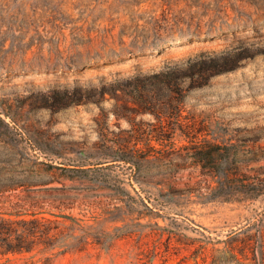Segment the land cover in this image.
Returning <instances> with one entry per match:
<instances>
[{"label": "rangeland", "instance_id": "rangeland-1", "mask_svg": "<svg viewBox=\"0 0 264 264\" xmlns=\"http://www.w3.org/2000/svg\"><path fill=\"white\" fill-rule=\"evenodd\" d=\"M1 217L0 264H264V0H0Z\"/></svg>", "mask_w": 264, "mask_h": 264}, {"label": "trees", "instance_id": "trees-1", "mask_svg": "<svg viewBox=\"0 0 264 264\" xmlns=\"http://www.w3.org/2000/svg\"><path fill=\"white\" fill-rule=\"evenodd\" d=\"M198 56L200 60L204 62V65L198 69L199 77H207L212 74L233 68L230 63V61H233V60H224L223 62L215 63L214 57L212 55L201 53ZM22 220L26 222H33V223L34 222L37 223L39 221L37 218L30 219V220H25V219H22ZM13 223H14V220L11 218H5V217L0 218V235L2 236V239H0V252L1 253H7L9 251H17V250L22 251L26 247L24 233L18 234L19 238L16 240H13L10 238L12 231L17 229ZM35 232H36L35 227H29L26 230V233L28 234L30 233L33 234Z\"/></svg>", "mask_w": 264, "mask_h": 264}]
</instances>
